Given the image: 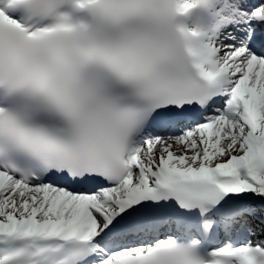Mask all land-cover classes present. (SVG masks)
Instances as JSON below:
<instances>
[{"label":"snow or ice","instance_id":"6c2138e0","mask_svg":"<svg viewBox=\"0 0 264 264\" xmlns=\"http://www.w3.org/2000/svg\"><path fill=\"white\" fill-rule=\"evenodd\" d=\"M0 264H264V0H0Z\"/></svg>","mask_w":264,"mask_h":264}]
</instances>
